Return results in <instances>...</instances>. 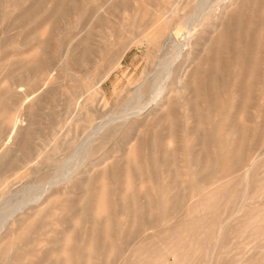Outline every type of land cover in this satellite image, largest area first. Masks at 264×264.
Instances as JSON below:
<instances>
[{
    "label": "rangeland",
    "instance_id": "obj_1",
    "mask_svg": "<svg viewBox=\"0 0 264 264\" xmlns=\"http://www.w3.org/2000/svg\"><path fill=\"white\" fill-rule=\"evenodd\" d=\"M8 216L0 264H264V0H0Z\"/></svg>",
    "mask_w": 264,
    "mask_h": 264
},
{
    "label": "bare ground",
    "instance_id": "obj_2",
    "mask_svg": "<svg viewBox=\"0 0 264 264\" xmlns=\"http://www.w3.org/2000/svg\"><path fill=\"white\" fill-rule=\"evenodd\" d=\"M179 47H181V46H179ZM181 51H182V48H179L178 49V51H177V53H176V57H178L179 55H180V53H181ZM176 57H175V59H176ZM174 59V60H175ZM173 60V61H174ZM172 63L173 62H170L169 63V65H168V67H167V76L168 77H170L171 76V65H172ZM154 100H155V98H154ZM155 103V101H152V102H150V103H148L144 108H142V111H144V110H147V108H149L152 104H154ZM156 105V104H155ZM134 113V112H133ZM142 113V112H141ZM12 216V215H11ZM8 217H10V216H8ZM11 218L12 217H10V218H7L5 221H4V223L2 224V227H1V229H0V233L2 232V230L6 227V225L7 224H9V221L11 220Z\"/></svg>",
    "mask_w": 264,
    "mask_h": 264
}]
</instances>
